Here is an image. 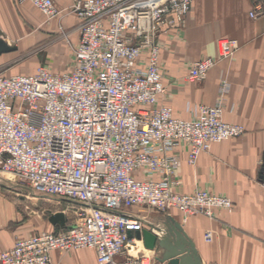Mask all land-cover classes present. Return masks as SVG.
<instances>
[{
  "label": "built area",
  "instance_id": "obj_1",
  "mask_svg": "<svg viewBox=\"0 0 264 264\" xmlns=\"http://www.w3.org/2000/svg\"><path fill=\"white\" fill-rule=\"evenodd\" d=\"M19 1L31 3L46 21L73 14L79 40L68 72L39 65L29 75L0 74V175L15 176L8 180L28 194L79 206L71 220L65 216L68 226L17 241L0 253V264H50L52 251L83 248L95 252L97 264H149L146 256L126 252L143 230L128 209H174L186 219L231 207L229 199L201 189L174 190L179 144L195 166L213 143L244 131L221 119L225 80L216 103L195 106L189 119L160 102L168 95L160 37L185 29L193 0H74L65 9L53 0ZM252 4L249 17L264 18V0ZM238 49L236 39H219L217 56L192 63L186 81H202Z\"/></svg>",
  "mask_w": 264,
  "mask_h": 264
},
{
  "label": "crops",
  "instance_id": "obj_2",
  "mask_svg": "<svg viewBox=\"0 0 264 264\" xmlns=\"http://www.w3.org/2000/svg\"><path fill=\"white\" fill-rule=\"evenodd\" d=\"M53 1L65 9L74 0ZM252 7V0H193L185 29L177 36L160 37L159 61L168 86V95L160 102L169 105L176 116L189 119L195 106L216 103L219 84L225 80L229 89L221 119L244 127L241 135L214 143L195 166L188 163L184 144L175 150L181 160L174 176L176 192L206 189L229 197L234 204L231 212L216 209L211 219L187 216L184 223V215L174 209L165 214L194 243L201 264H264V190L257 182L264 176V18L251 19ZM79 25L73 14L46 21L28 1L0 0L1 39L17 48L0 55V74L4 75L7 66L14 68L13 64L27 54L32 65L21 74H32L39 65L54 73L68 72L79 40ZM222 38L238 41L234 56L219 61L202 81H186L192 63L217 56V42ZM47 199L28 194L19 183L0 175V252L21 239L39 232H58L69 225V221L50 222L57 213L67 218L64 211L38 208V200ZM127 214L141 219L146 230L167 220L146 206H134ZM208 231L210 239L205 236ZM126 252L147 257L160 254V249L147 250L135 236ZM50 256L51 264H97L91 249L55 250Z\"/></svg>",
  "mask_w": 264,
  "mask_h": 264
},
{
  "label": "water",
  "instance_id": "obj_3",
  "mask_svg": "<svg viewBox=\"0 0 264 264\" xmlns=\"http://www.w3.org/2000/svg\"><path fill=\"white\" fill-rule=\"evenodd\" d=\"M16 48L8 45L0 38V55L15 51ZM64 214L57 213L50 218L56 224L64 222ZM152 230L143 229L136 232L137 239L142 240L147 250L159 248L163 253L158 261L163 264H201L194 243L187 237L181 226L171 217L160 227L151 226ZM131 237V233L129 234Z\"/></svg>",
  "mask_w": 264,
  "mask_h": 264
},
{
  "label": "rangeland",
  "instance_id": "obj_4",
  "mask_svg": "<svg viewBox=\"0 0 264 264\" xmlns=\"http://www.w3.org/2000/svg\"><path fill=\"white\" fill-rule=\"evenodd\" d=\"M12 47H15V46H12ZM16 48V47H15ZM17 51V48H16V50L15 51H13V52H16ZM32 58H31V56H28V54L27 55H25V56H21L19 59H18V61H17V63L15 64H13V66H14V68L12 67V69H10L11 67L9 66H7V69L6 70H4V71H6V72H2V73H4V75H11V74H17V73H25L24 71L26 70V69H28V67H30L31 65H32V60H31ZM42 66H44V65H42ZM220 85V84H219ZM219 88V87H218ZM212 106V105H211ZM223 112V111H222ZM222 115V114H221ZM223 121V120H222ZM223 122H225V121H223ZM226 123H228V122H226ZM229 124H232V123H229ZM237 125H239V124H237ZM243 129H244V127H243ZM244 132V131H243ZM242 132V133H243ZM241 133V134H242ZM240 134V135H241ZM237 136H239V135H237ZM237 136H234V137H237ZM230 138H233V137H230ZM229 139V138H228ZM217 143V142H216ZM214 144V143H213ZM212 144V145H213ZM212 147V146H211ZM211 150V149H210ZM5 177H6V179L8 180V179H16L17 180V178L15 177V176H13V175H5ZM264 181V176H260L259 178H258V180H257V182H258V185L260 186V183L261 182H263ZM260 188H262L261 186H260ZM263 189V188H262ZM201 190H204V191H207V192H209V193H211V194H215V195H218V196H222V197H225V198H227V199H229V201L231 202V207L230 208H215L214 210H213V214H212V216L211 217H207V218H209V219H211V218H213L214 217V211L216 210V209H223V210H226V211H228V212H231V211H233V209H234V204H233V202L231 201V199L229 198V197H226V196H224V195H219V194H216V193H214V192H210V191H208V190H206V189H201ZM264 190V189H263ZM195 191V190H194ZM193 191V192H194ZM44 196V195H43ZM44 197H46V196H44ZM48 198V197H47ZM79 205L77 204V203H71V202H68V201H66V200H62V199H58V198H54V199H51V198H48L47 200H38V208L39 209H41V208H47V209H49V210H51V212L52 213H56V212H58V211H64L65 212V214L67 215V218H69L70 220L73 218V214H72V211L74 210V208H77ZM177 212H179V211H177ZM180 214H182L181 212H179ZM161 214V220H166L165 218H167V215H165L166 213H160ZM197 215H202V214H197ZM190 216H194V215H190ZM202 216H204V215H202ZM204 217H206V216H204ZM186 221V219H182V222L184 223ZM40 233V232H39ZM38 234V233H37ZM205 236H206V238L207 239H210L211 238V232L210 231H208V232H206V234H205ZM80 250H87V249H76V250H70V251H63L64 253H67V252H71V251H80ZM6 251V250H5ZM59 251V250H58ZM3 252V251H2ZM1 253V252H0ZM160 257V254H159V252H156L153 256H151V255H148L147 256V262L149 263V264H151L152 262L153 263H155V264H159V261H158V258ZM50 264H51V262H50Z\"/></svg>",
  "mask_w": 264,
  "mask_h": 264
},
{
  "label": "bare ground",
  "instance_id": "obj_5",
  "mask_svg": "<svg viewBox=\"0 0 264 264\" xmlns=\"http://www.w3.org/2000/svg\"><path fill=\"white\" fill-rule=\"evenodd\" d=\"M64 218H65V215H64ZM162 225H163V223H159L157 227H160V226H162ZM162 253H163V250L160 249V255H161Z\"/></svg>",
  "mask_w": 264,
  "mask_h": 264
}]
</instances>
